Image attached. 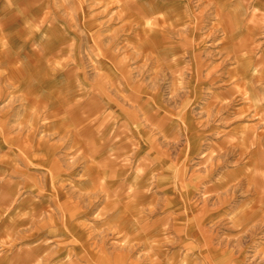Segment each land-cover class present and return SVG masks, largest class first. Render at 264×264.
<instances>
[{
  "label": "rangeland",
  "instance_id": "rangeland-1",
  "mask_svg": "<svg viewBox=\"0 0 264 264\" xmlns=\"http://www.w3.org/2000/svg\"><path fill=\"white\" fill-rule=\"evenodd\" d=\"M0 175V264H264V17L0 0Z\"/></svg>",
  "mask_w": 264,
  "mask_h": 264
},
{
  "label": "crops",
  "instance_id": "crops-1",
  "mask_svg": "<svg viewBox=\"0 0 264 264\" xmlns=\"http://www.w3.org/2000/svg\"><path fill=\"white\" fill-rule=\"evenodd\" d=\"M237 3H241V6L243 9H245L246 5H251V3H253V8H256L257 11H258V15H261L264 17V0H249V2L247 3V0H237ZM69 116L72 117L74 119V122H75V117L74 116H71L70 113H69ZM28 150V149H27ZM12 151L14 152V150L12 149ZM11 152V151H9ZM47 154H46V159L45 161L43 162V166L48 167V165L50 163H53V166L52 167H55L56 164H58V159L55 158V160L53 159L55 157V155L53 154V151L52 150H48L47 149ZM8 165H10L12 163L11 160H9L10 158H5ZM5 161V162H6ZM108 161V159L106 160ZM1 162H4L3 160H1ZM110 162V161H109ZM48 176L50 175V171L48 172ZM1 176V175H0ZM49 178V177H48ZM47 178V179H48ZM95 183H90V185H94ZM96 185V184H95ZM14 194V191L11 192V195ZM46 198L47 197H44L43 199L45 200L43 203L39 204V203H32L29 205V207H31L29 210V213H33L35 211H40V209H43L42 207L44 205H48L47 201H46ZM56 201H58V205L60 204V199H57ZM109 202H106V204H108ZM54 204V202L51 203V205ZM55 205V204H54ZM49 206V205H48ZM113 207V206H111ZM30 214V215H31ZM127 217L123 216V218H121V216L119 215L118 217H116V220L113 221V218L111 217L108 222L109 223H115V221H117V223H119L117 227V229L123 227L124 229H127ZM52 222V221H51ZM54 227V225H52ZM121 226V227H120ZM73 227V228H72ZM72 227L71 228H68L67 229V233L66 235H70V236H73V237H78V238H81L83 236V230L81 229L80 225L77 226V223H74L72 224ZM120 230V229H119ZM129 230H131V228L129 227ZM127 233V231H126ZM65 234V233H64ZM79 240V239H78ZM240 262V261H239ZM223 263V261H222Z\"/></svg>",
  "mask_w": 264,
  "mask_h": 264
}]
</instances>
